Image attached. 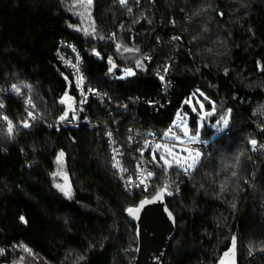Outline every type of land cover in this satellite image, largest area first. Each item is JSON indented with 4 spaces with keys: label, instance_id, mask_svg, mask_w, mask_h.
<instances>
[{
    "label": "trees",
    "instance_id": "trees-1",
    "mask_svg": "<svg viewBox=\"0 0 264 264\" xmlns=\"http://www.w3.org/2000/svg\"><path fill=\"white\" fill-rule=\"evenodd\" d=\"M73 52L98 94L83 106ZM168 62L169 105L156 109ZM199 90L215 104L209 121L230 113L228 129L214 137L204 124L191 172L147 150L153 175L126 191L108 133L124 177H137L145 138ZM0 114V264H135L127 212L161 190L177 222L165 264H264V0H0Z\"/></svg>",
    "mask_w": 264,
    "mask_h": 264
},
{
    "label": "rangeland",
    "instance_id": "rangeland-1",
    "mask_svg": "<svg viewBox=\"0 0 264 264\" xmlns=\"http://www.w3.org/2000/svg\"><path fill=\"white\" fill-rule=\"evenodd\" d=\"M131 71L133 72V70ZM129 76H132V74L129 75L127 70H123L121 78H126ZM64 104L68 108L73 107V104L69 99L64 100ZM185 104L187 105L189 110L183 111L182 109H180L176 114V117L172 124V127L177 130L178 134L175 136H171L164 134V132L162 134V140L157 143L149 142V144L146 145L147 150L150 149L153 153H156L159 156L161 163L164 164L165 170L175 167L185 172L193 171L197 164L201 161L203 152L193 151L189 155V150L187 149V146L191 144L194 140L201 139L199 133L204 128V124L207 123L208 127L215 132L214 137H217L224 133L230 125V113L223 114L217 117L214 121H209L210 117L207 109V104H210L213 108L215 107V104L206 96L204 92L200 90L196 94H194L189 100H187ZM192 115H196L198 117V133L191 132L190 122ZM0 117H2V114H0ZM222 117L227 120L226 125L224 123V120L221 119ZM7 130H11L10 123L8 125ZM197 152L200 153L199 156H196ZM161 156H163L165 159L162 160ZM165 160L167 161V163H165ZM140 161H142V158L140 159ZM169 165L171 166L169 167ZM148 177L149 176L146 174L141 181L144 182L145 179ZM221 264H233V261L225 259L224 261H222Z\"/></svg>",
    "mask_w": 264,
    "mask_h": 264
},
{
    "label": "water",
    "instance_id": "water-1",
    "mask_svg": "<svg viewBox=\"0 0 264 264\" xmlns=\"http://www.w3.org/2000/svg\"><path fill=\"white\" fill-rule=\"evenodd\" d=\"M125 48L119 44L115 46L120 55L140 53L134 49L124 51ZM115 67L116 64H113L110 73ZM167 197V191L161 190L151 198L141 200L131 208V212H127L129 220L136 227L138 246L135 264H165L166 254L177 230L176 218L166 203Z\"/></svg>",
    "mask_w": 264,
    "mask_h": 264
},
{
    "label": "built area",
    "instance_id": "built-area-1",
    "mask_svg": "<svg viewBox=\"0 0 264 264\" xmlns=\"http://www.w3.org/2000/svg\"><path fill=\"white\" fill-rule=\"evenodd\" d=\"M112 38L114 39V37H112ZM73 54L76 57V63L71 65V67L74 70H76V72H77L76 73V79L78 80L77 88H78L79 93L81 95L78 106H83V105H85V103L87 102V100L89 99L90 96L95 97L98 94H97L96 90H91V91L85 90V83L83 82L82 74H81V72H79V68H78L81 62L78 59L77 54L75 52H73ZM93 54L96 55V51H93ZM98 59H100V58L98 57ZM110 61L115 62L114 58H111ZM165 69H166V71H165ZM170 69H171V63L168 62L163 67L162 71L159 73L160 89H159L157 97L154 99V102L148 104L150 107H154L157 109V108H163L164 106L169 105V95H170L171 86H172V84L169 81ZM127 70H129V69H127ZM132 73H133L132 75H134V71ZM161 77H163V79H161ZM13 91L15 94H18V92L15 91L14 87H13ZM106 105L110 109L115 108V106H116L115 103H113L111 100H107ZM128 107L129 106L127 104H123L122 106H116V108L119 111H125L128 109ZM62 124L64 126L78 125L79 124L78 123V115H75L74 118L71 120L63 121ZM91 127L94 128V127H97V125L92 124ZM164 134L175 136L178 133H177V130L175 128L170 127L166 130V132ZM108 137H109L110 151L112 154V164L113 165L118 164L117 167H114V166L113 167L116 170L120 181L123 183L124 189L126 191H129L130 189H132V187L145 188V186H146L145 183L147 181V178L145 179V181L143 183H141V180L147 173L150 172V170L147 168V166L145 164V159H144V154L147 151L146 145H148L149 142H156V143L159 142L160 140H162L163 135L160 137L149 135L145 138L144 149L140 152L142 155V161L139 162L137 177H129V178L124 177L125 169H124V166L122 164V153L119 152V148L115 147V143L113 142L112 136L109 135V133H108ZM208 145H209V143L205 140H202V139L194 140L191 144H189L187 146V149L189 150V154H191L193 151L203 152L208 147Z\"/></svg>",
    "mask_w": 264,
    "mask_h": 264
},
{
    "label": "snow or ice",
    "instance_id": "snow-or-ice-1",
    "mask_svg": "<svg viewBox=\"0 0 264 264\" xmlns=\"http://www.w3.org/2000/svg\"><path fill=\"white\" fill-rule=\"evenodd\" d=\"M89 2H91V0H89ZM120 2L123 4V3L125 2V0H120ZM124 51H131V49H127V48H125ZM140 66H141V62H140V61H137V67H140ZM110 71H111V69H110ZM165 71H166V69H165ZM127 72H128L129 75L133 74L132 71H131V69L127 70ZM161 79H163V77H161ZM13 87H14V89H15L17 92H19V89H16L15 86H13ZM89 91H91V89H89ZM29 103H31L30 100H29ZM29 115H31V113H29ZM66 116H67V113H65V116L60 117V119H61V120H64V119L66 118ZM221 119L224 120V123H225V125H226V124H227V120L224 119L223 117H222ZM24 126H25V127H28L29 125L26 123ZM109 135H111V134L109 133ZM252 143L255 144V141H252ZM158 147H159V146H158ZM199 155H200V153L197 152V153H196V156H199ZM63 156H64V153H63V152L59 153V155H58V157H57V160H58V161H61L62 158H63ZM153 159H155V155H153ZM161 159L164 160L165 158H164L163 156H161ZM165 163H167L166 160H165ZM113 166H114V167H117L118 164H115V165H113ZM170 166H171V165H169V167H170ZM147 175H148L149 177H151L153 174H152L151 172H149V173H147ZM141 183H143V181H141ZM56 187H57V188H61L60 185H56ZM165 187H166V186H165ZM61 190L63 191L62 188H61ZM168 194L171 195V193H168ZM64 195H65V196H68L69 198L71 197V193H70V192H67V191L64 192ZM158 195H159V193H158ZM128 211L131 212L132 210L129 209ZM23 219H24V218L21 217V220H23Z\"/></svg>",
    "mask_w": 264,
    "mask_h": 264
}]
</instances>
